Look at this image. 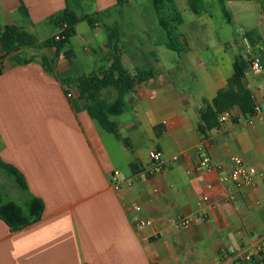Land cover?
Returning a JSON list of instances; mask_svg holds the SVG:
<instances>
[{"label":"crops","instance_id":"crops-1","mask_svg":"<svg viewBox=\"0 0 264 264\" xmlns=\"http://www.w3.org/2000/svg\"><path fill=\"white\" fill-rule=\"evenodd\" d=\"M202 1L196 14L188 0L165 2L160 11L153 0H0V37L15 25L35 38L20 60L7 62L0 41V157L25 177V202L35 196L45 204L41 220L24 229L0 219V264H244L263 244L264 180L238 189L199 162L207 153L227 169L239 156L264 169V8L260 0ZM67 8L94 24L78 22L60 50L41 46ZM161 19L176 27L180 53L167 46ZM114 26L123 65L132 74L157 72L135 86L126 112L111 117L116 134L91 118L73 84L109 69ZM240 55L259 111L243 115L235 107L203 135L205 101L229 85ZM155 148L163 165L149 176ZM186 216L189 227L174 226ZM140 217L152 224L139 228Z\"/></svg>","mask_w":264,"mask_h":264},{"label":"trees","instance_id":"trees-1","mask_svg":"<svg viewBox=\"0 0 264 264\" xmlns=\"http://www.w3.org/2000/svg\"><path fill=\"white\" fill-rule=\"evenodd\" d=\"M165 2L171 0H153L157 11L164 6ZM264 8V0H260ZM191 10L198 14L203 10L202 0H188ZM225 10V9H224ZM225 11V15H226ZM58 28L61 24H66L64 31L65 39L56 41L55 36L42 42L41 46H55L58 50L70 42L74 35L75 26L82 20H87L91 25L94 19L87 16H78L74 11L67 8L58 18ZM181 19L178 20V23ZM160 25L166 30L169 42V49L178 53L181 48L177 45L175 29L170 28L164 20H160ZM109 47L112 54V62L109 69L102 77L84 75L75 80L73 84L77 87L80 98L85 101V109L88 111L99 125L109 133L116 134L118 131L117 124L111 119L112 116H119L127 111L129 107V98L135 86L156 75L153 67L137 68L132 74L122 63L120 52L119 28L114 26L109 28ZM1 44L5 50L4 57L10 56L12 60H20L19 51L28 46L35 44V38L29 33L23 31L15 25H7L0 37ZM249 62L243 56H239L234 63V73L229 80V85L218 91L212 102L205 101V107L201 110V122L198 130L201 134L206 135L209 130L217 128L219 116L224 112L238 107L243 115H254L256 113V104L252 93L244 86L243 79ZM1 73V70H0ZM113 90L115 98L108 100L102 96V92ZM129 142L127 141V144ZM0 170L9 176L16 187L21 192L28 191V184L19 171V169L5 162L0 157ZM45 210V204L42 199L30 196L24 206L15 200L4 201L0 196V219L3 220L12 231L24 229L39 220H41Z\"/></svg>","mask_w":264,"mask_h":264},{"label":"built area","instance_id":"built-area-1","mask_svg":"<svg viewBox=\"0 0 264 264\" xmlns=\"http://www.w3.org/2000/svg\"><path fill=\"white\" fill-rule=\"evenodd\" d=\"M67 28V25L61 24L58 28L57 34H55L56 41H61L65 39L64 31ZM8 61V58H5V62ZM263 66L260 60L256 59L252 62V69L254 72L258 73L262 70ZM68 97L71 96V93L67 94ZM259 111V107L256 106V112ZM253 116V115H252ZM229 118V113L224 112L219 116V124L222 125L227 121ZM252 119H250V122ZM149 159L151 161L150 168L146 171L147 175L153 176L156 175L158 172L161 171L163 165V152L160 149H152L149 152ZM199 169L201 171H218L221 173V180L225 183H234V185L238 188H244L250 186L255 180L261 179L264 180V169H257L254 166L248 165L245 161L239 156H232L229 159V167L226 169L225 165L223 164H215L210 155L207 153H202L201 159L199 162ZM118 172L115 171L112 174V182L115 188H119V178ZM204 200H208V197H204ZM135 211L140 212L141 207L136 205ZM137 225L139 228H143L146 226H150L152 222L150 220H146L143 218H137ZM193 219L191 217H179L174 221V226L179 228H187L191 225ZM242 261L244 264H264V242L263 244L254 251L247 252ZM215 264H224L222 260H218Z\"/></svg>","mask_w":264,"mask_h":264},{"label":"rangeland","instance_id":"rangeland-1","mask_svg":"<svg viewBox=\"0 0 264 264\" xmlns=\"http://www.w3.org/2000/svg\"><path fill=\"white\" fill-rule=\"evenodd\" d=\"M127 64L128 68L131 71L135 70V62H133L130 57H128ZM112 93L115 94L113 90H106L102 92V96L108 100H111V98L114 96L112 95ZM17 190L18 189L16 188L13 180L0 170V195L3 196L2 199L4 201L15 200L16 202L24 206V194L20 190L19 192Z\"/></svg>","mask_w":264,"mask_h":264}]
</instances>
